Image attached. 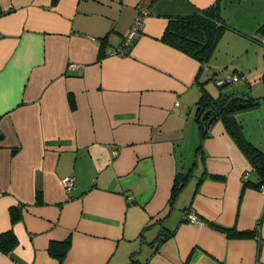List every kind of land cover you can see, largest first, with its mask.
I'll list each match as a JSON object with an SVG mask.
<instances>
[{"label": "crops", "instance_id": "1", "mask_svg": "<svg viewBox=\"0 0 264 264\" xmlns=\"http://www.w3.org/2000/svg\"><path fill=\"white\" fill-rule=\"evenodd\" d=\"M216 1L0 0L14 9L0 16V233L18 239L0 264H58L49 247L66 239L65 264H264V194L243 186L248 159L219 119L197 152L195 103L211 72L161 41L169 17ZM220 4L228 41L264 46V0ZM138 8L141 35L115 53ZM192 168L170 205L175 175ZM220 227H258L260 241Z\"/></svg>", "mask_w": 264, "mask_h": 264}, {"label": "trees", "instance_id": "2", "mask_svg": "<svg viewBox=\"0 0 264 264\" xmlns=\"http://www.w3.org/2000/svg\"><path fill=\"white\" fill-rule=\"evenodd\" d=\"M155 0H153L154 2ZM14 9L2 10L0 7V16L6 15L12 12ZM227 29H232L230 25L226 22L225 18L221 12L220 0H217L212 5L199 9L192 15L187 16H173L169 17L167 25L161 37V41L164 43L186 53L200 63V72L204 69L209 68V60L214 54L216 47ZM260 35H264V23L260 24L257 28ZM123 42V41H122ZM122 42L120 45H122ZM135 43V42H134ZM133 43V44H134ZM133 44L131 46H133ZM129 47L125 53L128 52ZM264 55V54H263ZM217 71V70H215ZM214 72V71H213ZM232 73H237L239 79H244L248 84V79L241 69L233 68ZM218 73V72H217ZM212 73L200 83V96L195 103V121L198 124L200 140L198 144L197 152L202 151L203 141L209 136V130L212 123L219 119L223 122L227 132L232 136L238 147L241 149L243 154L248 159L251 169L250 173L247 172L244 175L243 186L249 187L261 191L262 186H264V151L261 150L257 145L253 144L249 139L246 138L243 131V124L235 116L237 111L249 109L259 105L260 97H254L251 95H246L236 90L223 91V87L228 88L229 82H224V84L218 85L220 88L219 95L217 97L213 96L206 88V82L209 79L216 80L219 79L217 74ZM211 76V77H210ZM243 77V78H242ZM198 78V77H196ZM264 79V74L262 76ZM221 79V78H220ZM238 79V80H239ZM198 80V79H197ZM196 80V81H197ZM224 89V88H223ZM71 105L74 106V99L72 95L69 98ZM206 111L210 114L206 121L202 120V117ZM215 116V120L209 124L208 119ZM195 165V164H194ZM187 173H177L174 177L172 192L169 199V204L172 205L174 200L177 198L179 192L192 178L191 172ZM254 173L255 177H250V174ZM216 176V175H215ZM36 203L42 204L43 197L41 189H37L36 193ZM21 205L12 206L10 208V216L12 223H16L20 220L22 216ZM189 209H186V211ZM186 211L184 212V219L186 221ZM166 217V216H165ZM162 218H152L154 224L157 221L164 219ZM189 222V221H188ZM146 225L144 229L150 225ZM259 227V223H258ZM258 227L255 229L248 230H238L235 227H220L230 237L236 238H251L256 237L260 241V234ZM18 244V239L13 229L6 230L0 233V252L4 254L10 253ZM70 241L66 239L63 242L51 243L49 247V253L58 261V264H65L66 254L69 248ZM260 245V244H259ZM133 258L128 264L133 263Z\"/></svg>", "mask_w": 264, "mask_h": 264}, {"label": "rangeland", "instance_id": "3", "mask_svg": "<svg viewBox=\"0 0 264 264\" xmlns=\"http://www.w3.org/2000/svg\"><path fill=\"white\" fill-rule=\"evenodd\" d=\"M223 17L225 18L224 15ZM233 28L238 27L237 25H233ZM242 42L239 39L234 40L233 38L231 41H228L226 37H221L214 54L209 60L208 64L210 67L208 70L211 74L218 72L216 76L219 78H223L229 74H233V77H236L237 73L231 72L234 67L243 70L248 79L249 86L244 79H239L236 82L231 81V83L228 84V88L223 87L224 89L222 88V90H236L235 92H239L241 95L243 93L254 97H260L258 106L237 111L238 113L236 114L237 118L242 120L246 125V130L256 140L255 142L264 146V129L257 124V118L264 115V79L262 78L264 74V46L260 43L252 42L254 47L248 48L245 44L246 42H243L245 44L244 46ZM215 69L217 71H215ZM206 72L207 70L204 71V75ZM206 88L213 96L217 97L219 95L220 88L217 86L215 80H207Z\"/></svg>", "mask_w": 264, "mask_h": 264}, {"label": "built area", "instance_id": "4", "mask_svg": "<svg viewBox=\"0 0 264 264\" xmlns=\"http://www.w3.org/2000/svg\"><path fill=\"white\" fill-rule=\"evenodd\" d=\"M145 10L142 8H138V14L135 18V21L129 31V33L126 35V37L123 39L122 45H120L119 48H117L114 52L115 53H125V51L139 38L141 35V29H142V21H143V16L145 14ZM71 69H76L78 67L77 64L75 63H69L68 65ZM243 78V77H242ZM239 77H233V74L226 75L223 78L216 79L215 82L218 85L224 84V82H229L231 81H238ZM75 178L73 176H65L61 179V183L64 187V190L69 193L72 189V185L74 183ZM261 192L264 194V186H262ZM186 217L187 220L192 223V224H201L202 220L200 217L196 214L194 210H187L186 211Z\"/></svg>", "mask_w": 264, "mask_h": 264}, {"label": "water", "instance_id": "5", "mask_svg": "<svg viewBox=\"0 0 264 264\" xmlns=\"http://www.w3.org/2000/svg\"><path fill=\"white\" fill-rule=\"evenodd\" d=\"M210 112L209 111H206L202 117V120L206 121V119L208 118ZM215 116H212L208 119V123L211 124L214 120H215Z\"/></svg>", "mask_w": 264, "mask_h": 264}]
</instances>
